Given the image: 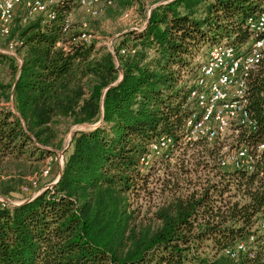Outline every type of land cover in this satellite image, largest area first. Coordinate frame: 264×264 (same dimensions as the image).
Here are the masks:
<instances>
[{"label": "trees", "instance_id": "1", "mask_svg": "<svg viewBox=\"0 0 264 264\" xmlns=\"http://www.w3.org/2000/svg\"><path fill=\"white\" fill-rule=\"evenodd\" d=\"M147 1L106 9L143 10ZM71 9L64 2L52 22L14 24L7 38L20 44L21 64L3 56L11 80L0 91V191L40 176L58 150L64 165L61 174L54 165L53 187L0 205V264H233L225 251L253 235L264 250V152L247 173L220 168L219 140L183 144L198 60L224 42L250 44L248 22L264 0H152L144 27L119 36L113 51L80 42L87 32L72 23L64 32ZM248 95L251 137L264 144V59ZM76 127L64 149L63 134ZM240 135L241 146L248 134ZM163 136L174 150L143 173L140 159ZM4 165L18 176L5 177Z\"/></svg>", "mask_w": 264, "mask_h": 264}, {"label": "built area", "instance_id": "2", "mask_svg": "<svg viewBox=\"0 0 264 264\" xmlns=\"http://www.w3.org/2000/svg\"><path fill=\"white\" fill-rule=\"evenodd\" d=\"M68 2L71 7H78L87 16L98 17L102 8L113 5V0H0V36L8 38L14 27L17 14H20V23L27 24L35 17L42 16L45 22L56 20L57 8L60 4ZM150 12L148 13V17ZM129 16L127 12L124 15ZM71 25L69 17L64 21V32ZM248 25L256 34L252 42L240 48L222 43L211 49L206 60L198 68V76L191 82L190 91L186 102L193 106L192 112L184 123V145H193L200 141L213 143L223 138L227 132L248 134V141L237 149L226 153L220 159V168L223 170L234 169L253 173L264 152V144L256 145L253 137L257 126L252 120L249 111L248 84L251 75L258 69L264 59V13L257 19L249 20ZM93 36L83 33L79 41L89 44ZM19 43L11 41L5 54L20 62L18 56ZM4 74L0 69V91ZM175 143L172 137L163 136L149 145L148 151L140 159L142 172L145 173L153 165L169 158L174 150ZM51 163L43 170L40 176L33 177L31 187L37 188L40 178L51 176L52 164H57L60 171L64 165V155ZM54 164V165H55ZM58 179L49 184L53 187ZM37 195H33L35 198ZM264 232V217L259 225ZM256 236L253 235L247 242H242L225 251L226 256L239 262L242 258L251 264H264L256 259Z\"/></svg>", "mask_w": 264, "mask_h": 264}, {"label": "rangeland", "instance_id": "3", "mask_svg": "<svg viewBox=\"0 0 264 264\" xmlns=\"http://www.w3.org/2000/svg\"><path fill=\"white\" fill-rule=\"evenodd\" d=\"M151 1L152 0L145 2L143 10H141L140 5L137 3L131 8H128L124 11L121 10L118 7L117 2H115V5L110 9L102 8L100 16L96 18L87 16L78 7H71L72 8L71 12L67 17L70 18L71 23L74 24L78 30L86 31L88 34H91L93 36L92 40H95L97 43H100V45L106 46L111 51H113V46L117 43L119 36H121L122 34H124L129 30H139L144 27L145 21L148 18V13L150 12ZM127 12L129 13V16L126 18L124 15ZM19 22H20V14L18 13L14 23L16 24L15 26H17ZM8 44L9 43L7 38L0 36V69L5 70L3 71L4 74L3 84L9 83L11 80V76L9 75L10 71L8 68L9 67L8 62H6L4 59L5 56L10 57L5 54ZM205 60L206 57H201L198 60V64H202ZM79 129H82V127L72 128L70 131H66L63 134L62 138L64 141L63 144L64 149H66L69 146L73 134L75 133V131ZM240 136H241L240 134H236L232 131L227 132L226 135L218 141L219 146H214V148L216 147L220 148L219 155L223 156L226 153L231 152L240 146ZM61 154L64 155L63 150H58L55 156L50 157L46 161V164H44L42 170L45 169L51 163L50 159L56 160V158H58ZM171 161L174 163L175 158H173V160L171 159ZM54 164L51 165L53 168L52 175L46 178H40V180L38 181L37 188L31 187L30 180L32 178L28 177V178H24V183L18 186V191L13 192L11 195L9 196L4 195L0 191V205H2L3 203L6 204L10 203L11 206H19L29 200H32L33 198L30 199V197H32L33 195H37L38 192L42 191L46 186H48L49 184L53 183L55 180L58 179L56 176V167H54ZM13 169L14 168L10 166H6V168L4 167V172H5L4 176L7 177L8 174H16V176H18L16 172H13ZM229 170L232 171L231 168ZM61 172L62 171H60V174ZM157 172H158L157 175L163 174V170L162 171L158 170ZM29 182L30 184H28ZM150 190H154L155 193L158 190V185L152 183L150 185ZM155 194L156 195H154L153 198L157 200L159 193L157 192ZM257 237L259 239L264 240V232L258 231ZM262 240L260 245L262 244ZM254 248L261 256L260 260L264 262V250H261L258 244H256ZM231 263L249 264L247 259L244 258H242L239 262H234L231 260Z\"/></svg>", "mask_w": 264, "mask_h": 264}, {"label": "water", "instance_id": "4", "mask_svg": "<svg viewBox=\"0 0 264 264\" xmlns=\"http://www.w3.org/2000/svg\"><path fill=\"white\" fill-rule=\"evenodd\" d=\"M9 205H11L10 203H8Z\"/></svg>", "mask_w": 264, "mask_h": 264}, {"label": "crops", "instance_id": "5", "mask_svg": "<svg viewBox=\"0 0 264 264\" xmlns=\"http://www.w3.org/2000/svg\"><path fill=\"white\" fill-rule=\"evenodd\" d=\"M2 71H5V70H2Z\"/></svg>", "mask_w": 264, "mask_h": 264}]
</instances>
